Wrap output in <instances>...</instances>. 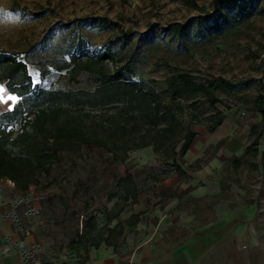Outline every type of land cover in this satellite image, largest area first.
Instances as JSON below:
<instances>
[{
    "label": "rangeland",
    "instance_id": "1",
    "mask_svg": "<svg viewBox=\"0 0 264 264\" xmlns=\"http://www.w3.org/2000/svg\"><path fill=\"white\" fill-rule=\"evenodd\" d=\"M242 1L220 7L214 0H0V49L26 62L37 86L93 88V72L69 79L70 59L105 49L112 55L109 67L129 62L133 78L144 79L164 99L176 70L212 81L221 99L214 107L224 118L212 132L206 126L216 118L213 106L199 94L181 99L185 111L197 115L190 124L197 134L183 159L176 158L181 175L166 164V153L151 146L130 151L124 162L95 146L63 151L50 174L31 186L30 197L43 201L45 214L34 231L50 234L60 246L55 264L77 260L66 243L86 217L93 215L99 226L108 218L112 225L132 212L175 218L165 241L171 248L190 243V264H264V122L252 109L264 94V0H253L245 16L237 5ZM179 23L187 24L182 36L171 32ZM0 88L1 112L18 97L2 81ZM126 170L138 185V202L119 212L124 202L110 193ZM17 213L23 223L33 219L27 217L32 211ZM120 248V256L128 254Z\"/></svg>",
    "mask_w": 264,
    "mask_h": 264
},
{
    "label": "trees",
    "instance_id": "2",
    "mask_svg": "<svg viewBox=\"0 0 264 264\" xmlns=\"http://www.w3.org/2000/svg\"><path fill=\"white\" fill-rule=\"evenodd\" d=\"M252 1L237 4L242 16L252 9ZM220 7H232L235 0H214ZM101 23H108L102 18ZM172 34L182 36L187 24L171 28ZM130 33L125 31L124 37ZM107 50L90 53L84 59L72 56L68 67L70 80L81 71L95 73V85L87 88H46L33 83L27 63L17 53L0 49V81L18 99L11 108L0 112V181L9 179L16 189L26 191L40 183L42 175H49L52 166L60 160L63 151H76L82 145L95 146L111 155L114 162H124L130 151L151 146L157 153H166L165 161L178 174L184 169L176 161L183 159L197 134L190 124L196 120L194 110L185 111L181 99L199 94L213 106L215 120L206 126L212 132L223 121L220 109L214 107L221 99L212 89V81H198L186 71H174L167 80V99L144 79L133 78L129 62L115 63ZM252 109L259 112L264 122V94L253 101ZM185 112L189 119L184 121ZM199 123L200 120H197ZM254 140L252 144H256ZM238 162V159H236ZM138 185L129 170L116 180V189L110 198L117 197L125 204L138 202ZM141 212H132L113 225L107 218L98 225L93 215L84 220L83 229L71 237L66 247L77 260L86 264V253L101 244L113 251L124 242V230L140 221ZM114 218L117 217L115 214ZM40 264H54L42 262Z\"/></svg>",
    "mask_w": 264,
    "mask_h": 264
},
{
    "label": "crops",
    "instance_id": "3",
    "mask_svg": "<svg viewBox=\"0 0 264 264\" xmlns=\"http://www.w3.org/2000/svg\"><path fill=\"white\" fill-rule=\"evenodd\" d=\"M32 192L31 186L22 191L16 189L9 179L0 181V264H55L60 254V246L49 239L50 234L34 231L37 221L43 222L45 214L41 211L43 201L30 199ZM17 211L25 214L32 211L33 214L27 217L32 216L33 219L23 223ZM174 223L175 218L157 220L141 214L137 224L126 226L129 229L123 233L124 242L116 252L105 244L91 247L86 253V264H190L194 259L190 243L171 248L165 241V228ZM185 239L189 236L185 235ZM123 245L129 252L120 256L119 250Z\"/></svg>",
    "mask_w": 264,
    "mask_h": 264
},
{
    "label": "snow or ice",
    "instance_id": "4",
    "mask_svg": "<svg viewBox=\"0 0 264 264\" xmlns=\"http://www.w3.org/2000/svg\"><path fill=\"white\" fill-rule=\"evenodd\" d=\"M4 92V89L3 88H0V93H3ZM0 99H2V97H0ZM10 99H15V97H10Z\"/></svg>",
    "mask_w": 264,
    "mask_h": 264
}]
</instances>
